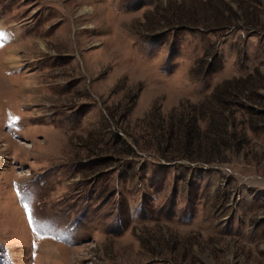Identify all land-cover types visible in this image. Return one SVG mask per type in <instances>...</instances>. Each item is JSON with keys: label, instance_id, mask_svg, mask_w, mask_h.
Listing matches in <instances>:
<instances>
[{"label": "rangeland", "instance_id": "374dc122", "mask_svg": "<svg viewBox=\"0 0 264 264\" xmlns=\"http://www.w3.org/2000/svg\"><path fill=\"white\" fill-rule=\"evenodd\" d=\"M0 33V264H264V0H0Z\"/></svg>", "mask_w": 264, "mask_h": 264}, {"label": "trees", "instance_id": "16d2710c", "mask_svg": "<svg viewBox=\"0 0 264 264\" xmlns=\"http://www.w3.org/2000/svg\"><path fill=\"white\" fill-rule=\"evenodd\" d=\"M229 81H226V83H228ZM232 103H234L235 105H237L238 104V102H236V101H233ZM184 156H186V155H184ZM186 157H189L190 158V156H186Z\"/></svg>", "mask_w": 264, "mask_h": 264}, {"label": "snow or ice", "instance_id": "6c2138e0", "mask_svg": "<svg viewBox=\"0 0 264 264\" xmlns=\"http://www.w3.org/2000/svg\"><path fill=\"white\" fill-rule=\"evenodd\" d=\"M0 34H2V33H0Z\"/></svg>", "mask_w": 264, "mask_h": 264}]
</instances>
